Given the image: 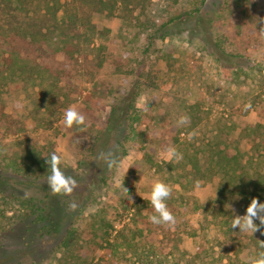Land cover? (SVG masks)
<instances>
[{"label":"rangeland","instance_id":"374dc122","mask_svg":"<svg viewBox=\"0 0 264 264\" xmlns=\"http://www.w3.org/2000/svg\"><path fill=\"white\" fill-rule=\"evenodd\" d=\"M27 3L29 11L49 18L54 10L65 12L80 1ZM197 5L201 10L195 13ZM183 12L196 14L200 23L196 26L193 20L187 32L182 25L180 32L156 38L171 32L166 21ZM147 15L149 19L140 14L138 21L122 10L115 16L92 11L97 29L109 32L90 35L83 30L72 71L61 88L51 93L46 81L31 85L21 100H12L9 113L14 108L25 116L32 112L36 123L21 133L0 135V169L18 158L20 149L42 151L53 144L65 174L78 187L71 196L58 195V227L50 233L38 234L34 227L8 233L0 264H245L251 253L264 251L259 247L264 228L254 235L231 228L233 217L243 213L214 165L219 155L230 154L233 169L243 177L264 174V0L246 10L232 0H152ZM6 56L0 54V72ZM139 82H152L153 90L136 88L140 118L130 122L129 136L118 152L114 136L105 135L111 101L135 90ZM62 89L68 100H63ZM73 105L85 115L86 125L69 129L61 121ZM182 116L194 120L189 133H184L188 121L178 125ZM96 134L102 137L98 155L111 151L123 160L119 175L99 156H90ZM170 146L182 159L165 156ZM202 154L208 162L214 157L213 167L202 161V173H197L193 159ZM11 174L4 178L8 191L13 186L25 195L41 196L47 185L48 177L41 174L30 185ZM143 174L148 178L141 187L144 193L157 177L173 187L166 203L176 218L174 225L149 221L154 209L136 188ZM72 202L75 210L69 207ZM5 203L2 197L0 206L8 209L11 205ZM68 227L77 232L69 253L58 245Z\"/></svg>","mask_w":264,"mask_h":264},{"label":"trees","instance_id":"16d2710c","mask_svg":"<svg viewBox=\"0 0 264 264\" xmlns=\"http://www.w3.org/2000/svg\"><path fill=\"white\" fill-rule=\"evenodd\" d=\"M54 1L61 4L62 0ZM79 1L80 4L77 7L68 8L65 12L58 8L54 10L51 17L47 18L45 15L41 17L36 11H29L27 0H0V54L7 52L3 61L6 67L0 72L2 75L0 82V135L18 134L23 132L31 123H36V118L32 116V112L25 116L23 113H18L14 108L9 113L8 108L10 110L13 107H11L12 100H21L22 95L28 91L31 85L44 84L46 81L51 93L52 88L54 90L61 88L59 84L64 78L69 77L72 71L74 53L82 43L84 29L90 35L109 32L108 28L97 29V26L92 22V11L98 9L106 11L109 16H115L118 10H122L126 16L140 21V14H144L149 19L147 10L149 3L152 2V0ZM232 1L236 7L246 10V8L257 7L259 0ZM203 4L204 1H202ZM197 6H195V13L201 10L200 5ZM197 19L196 14L183 12L166 21L171 32L166 31V34H159L164 28L162 27L157 30L159 35L156 38H167L168 34L178 33L183 30L181 29L182 25L187 32L193 20H196V26L200 23V20L197 21ZM152 84V82L146 84L139 82L136 84L135 90H130L126 95L112 98L111 113L105 135L114 136L116 151L122 150L123 143L129 136L127 132L129 128H132L130 122L140 118L136 114V88L141 90L142 86L145 85L151 89L154 86ZM5 88L7 91H4ZM60 92L64 96L63 100H68L64 90L62 89ZM56 98L57 102H60L61 97L57 96ZM42 100L46 99L42 98ZM62 104L65 107L68 103L63 101ZM35 114L39 115V113ZM190 119L184 133L191 132L195 127L194 120ZM37 120H41V118L37 117ZM101 140L102 137L99 134L92 138L93 146L90 156L100 157L96 153V149ZM54 151L53 144L45 147L42 151L36 147L20 149L19 157L11 159L6 168L0 169V200L3 197L11 205L8 209H4V205L0 206V254L5 247L4 242L7 234L15 232L18 228L26 227L30 230V227H34L36 233L43 235L58 227L54 222L58 220L61 201H59L58 195L51 192L48 184L44 186L41 197L25 195L20 191L21 189H16L13 186H11L13 190L8 191L4 183V178L10 172L13 173L11 174L13 177H16L15 179L24 181L29 185L39 181L41 175L48 177L51 172L47 159ZM200 158L194 156V161L191 159L197 173H202V161L210 162L208 165L213 167V156L210 157L209 162L207 155L202 154ZM233 160V156L230 154L219 155L214 165L218 168L223 180L228 181L232 199H234L236 206L239 205L244 215L252 198H258L261 203H264V174L252 175L248 178L243 177L233 169L231 165ZM65 168L62 164L61 170L65 171ZM3 219L6 220L4 226ZM76 234L75 229L68 227L62 242L58 245L63 246L68 253L71 252ZM251 255H255V253L253 252ZM2 258H4L3 253ZM18 264H24V260L19 261Z\"/></svg>","mask_w":264,"mask_h":264},{"label":"clouds","instance_id":"9594fccd","mask_svg":"<svg viewBox=\"0 0 264 264\" xmlns=\"http://www.w3.org/2000/svg\"><path fill=\"white\" fill-rule=\"evenodd\" d=\"M187 121L188 117L182 116L178 121V125H184ZM61 123L69 129L73 126H85L86 117L73 105L65 110ZM164 154L167 158L177 161L182 159V154L175 147H168ZM99 158L106 164L110 171L115 170L117 175H119L124 168L123 160L117 159L111 151L100 153ZM63 162L61 155L56 151L47 159V164L51 172L48 176L47 184L53 194L71 196L78 187V182L75 178L66 175L65 172L61 170ZM147 182L148 178L143 174L142 179L136 184V188L138 194L143 199L147 200L154 209L155 214L148 217L149 221L155 225H174L176 218L166 203L172 196L173 187L157 177L151 181L149 192L144 193L141 191V187ZM195 187L197 191L201 190L199 181L196 182ZM124 191L127 193L126 188H124ZM69 207L75 210L77 205L75 202H72ZM257 220L259 224L255 222ZM231 228H238L242 233H252L253 235L264 228V203H261L258 198H252L250 205L246 209V213L243 216L235 215L233 217ZM259 247L264 249V242H260ZM245 264H264V251H260L256 255L248 256Z\"/></svg>","mask_w":264,"mask_h":264}]
</instances>
